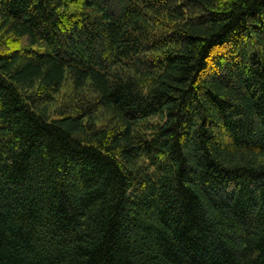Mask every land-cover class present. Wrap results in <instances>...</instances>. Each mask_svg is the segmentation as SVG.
<instances>
[{"label":"trees","instance_id":"trees-1","mask_svg":"<svg viewBox=\"0 0 264 264\" xmlns=\"http://www.w3.org/2000/svg\"><path fill=\"white\" fill-rule=\"evenodd\" d=\"M0 264H264V0H0Z\"/></svg>","mask_w":264,"mask_h":264}]
</instances>
